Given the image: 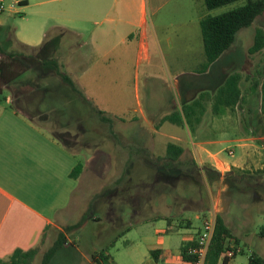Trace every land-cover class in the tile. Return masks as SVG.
Listing matches in <instances>:
<instances>
[{
    "label": "crops",
    "instance_id": "1",
    "mask_svg": "<svg viewBox=\"0 0 264 264\" xmlns=\"http://www.w3.org/2000/svg\"><path fill=\"white\" fill-rule=\"evenodd\" d=\"M174 1H17L25 8L32 5L38 8L35 12L24 14V19L32 21L35 38L44 36V41L40 46L24 43L15 29L10 31L9 36L4 34L9 50L20 51L25 56L15 59L14 64L19 65L23 73L3 87V93H8L5 104L0 99V258L7 259L17 249L26 251L35 248L47 232L54 229L63 231V227H67L74 197L82 186L90 162L87 149L82 153L84 161H79L78 153L69 147V136L76 143L83 137L91 144L96 136H107L117 153L122 150L128 152L131 164L144 160V157L139 158L142 145L131 143L133 140L125 144L121 139L112 138L116 124L125 125L123 120L131 118V114L139 124L147 123L149 119H161V124L169 123L182 130L187 129V139L175 134V131L149 133L153 144L150 150L160 151L158 156L152 154L151 160H156L160 167L169 171L173 166L185 167V171L191 167H202L198 156L210 154L205 145L217 142H191L190 146L189 128L185 124L179 126L169 121L178 117L184 119L183 107L190 103L191 71L198 70L205 60L203 40L202 47L192 52L190 33L186 36L182 33L168 35V25L156 22V16ZM202 17L198 20L199 25ZM4 27L7 26L0 22V29ZM57 39L64 40L63 47L61 44L58 47L55 43ZM224 54L211 68L222 61ZM3 58L0 54V60ZM192 59L196 60L194 67H191ZM51 61L59 64V70L69 76L71 82L57 74V68L49 65ZM127 66L135 72L133 82H123L121 76H117V72L126 70ZM159 71L165 74L162 89L174 90L179 105L157 94L160 90L157 82ZM209 71L202 75H207ZM17 88H21V95L15 94ZM142 88L148 90L146 110L141 103ZM128 97L135 100L137 108L128 105ZM38 118L57 120L63 132L50 131L32 121ZM134 135V140L139 141L143 134L140 129H135ZM157 135L170 141L164 150H157ZM169 144L184 149L173 166L165 159ZM190 153L194 156L193 161L187 158ZM79 163L84 166L83 173L77 179L72 178L71 172ZM233 166L235 173L243 170L242 165ZM120 175L118 182L124 183L128 173ZM256 179L252 187L264 191V178ZM225 222L239 239V246L243 247L239 255L246 254L240 238L228 220L225 219ZM185 226L193 232L182 234L183 244L196 239L202 229V226L194 228L192 221ZM68 244H72L71 241ZM247 246H250L249 254L252 253V245ZM180 248L176 255L166 253L168 249L163 245L151 249L150 253L153 250L162 251L161 262L153 260L155 264H184ZM233 260L229 264H233Z\"/></svg>",
    "mask_w": 264,
    "mask_h": 264
},
{
    "label": "rangeland",
    "instance_id": "2",
    "mask_svg": "<svg viewBox=\"0 0 264 264\" xmlns=\"http://www.w3.org/2000/svg\"><path fill=\"white\" fill-rule=\"evenodd\" d=\"M17 1L3 0L0 5L4 11L0 12V22L15 29L20 41L40 46L44 36L35 38L32 21L24 19V14L35 12L38 8L35 5L25 8ZM244 4V1H240L208 12L204 0H175L156 16L158 21H155L168 25V35L182 33L186 36L190 33L191 51L195 52L197 48L202 47V34L198 23L200 17L206 14L218 16ZM257 28L264 29V15L259 17L254 25L240 31L235 44L207 75H196L191 71L189 102L203 91H216L225 79L235 72L243 75L242 88L245 91L251 86L259 66L264 70V51L255 55L249 54ZM15 33H12V36ZM63 41L57 39L55 43L58 47L60 44L63 47ZM195 63L196 60L192 59L191 67H194ZM134 73V70L127 66L126 70L117 72V76H121L123 82H133ZM158 74L160 90L157 94L172 99L174 105H179L174 90L162 89L165 84L164 72L159 71ZM146 91L148 90L145 88L141 90L144 110L148 106ZM15 94L21 95V88H17ZM7 96V91L0 96L1 103L5 104ZM128 100L131 108L138 107L133 98L128 97ZM249 100L251 102L245 110L239 109L220 119L215 117L211 107H208L196 137L191 134L189 137L190 146L191 142H217L205 145L210 154L198 156L202 166L200 169L191 167L185 171V167H174L169 171L166 167H160L156 160H151V157L158 156L160 151L150 150L153 144L149 133L175 131V134L184 138L187 134V129L182 130L169 123L161 124V119H149L147 123L139 124L132 119L134 114H131V118L123 120L125 125L116 124L112 138L121 139L125 144L133 140L131 143L142 145L139 158L144 157V160H136L131 163L135 164L133 166H130L128 152L122 150L117 153L107 136H96L92 144L83 137L76 143L69 136V147L78 153L79 161H84L82 153L87 149L90 162L82 186L77 189L71 208V219L66 225H77L84 217L86 220L80 227L66 232L68 243L71 241L72 244H67L61 249L50 264H90L92 256L102 252L110 254L114 264H149L150 261L155 264L150 254L151 249L163 245V248L168 249L166 253L169 255L178 254L184 241L182 234L193 232L186 228L187 222L192 221L194 228L203 227L204 219L210 217L214 211L217 216L221 215L228 220L246 250V254L238 255L233 264L247 262V254L250 251V246L247 245H252V249L264 257V238L261 236L264 229V191L254 190L252 187L257 182L256 178H264V135L253 134L254 130L248 128L247 109L250 107L257 112L260 99L251 96ZM257 113L260 128L264 130V116ZM32 121L37 125L46 126L50 131L63 132V127L59 126L57 120L38 118ZM135 129L142 131V139L139 141L134 140ZM156 138L157 150H164L170 142L161 135ZM89 146L91 148H88ZM228 148L234 150L233 156L228 155ZM193 157L192 153L187 155L192 161ZM233 164L242 165L243 170L235 173ZM205 166L221 170L222 177L210 182L203 170ZM226 167L230 169L226 170ZM120 173H128L124 183L118 182ZM67 227H63V231H66ZM59 232L54 229L41 239L37 246L39 253L32 264L42 263L45 253L53 246Z\"/></svg>",
    "mask_w": 264,
    "mask_h": 264
},
{
    "label": "trees",
    "instance_id": "3",
    "mask_svg": "<svg viewBox=\"0 0 264 264\" xmlns=\"http://www.w3.org/2000/svg\"><path fill=\"white\" fill-rule=\"evenodd\" d=\"M240 1H244L245 4L218 16L206 14L201 18L200 28L205 60L200 65V68L195 71L196 74L202 75L207 73L211 66L235 44L240 31L251 27L259 17L264 15V0H204V5L208 12ZM11 30L9 26L0 29V54L4 56V58L0 60V96L3 94V87L18 79L23 73L21 67L15 65L14 62L16 58L25 55L20 51L9 50L8 47L6 36H9ZM5 33L6 36L4 35ZM29 49L36 50L37 48ZM263 51L264 29L257 28L254 43L249 49V54L255 55ZM49 65L56 67L57 74L65 81L71 82L69 76L61 73L59 64L56 61L49 62ZM243 81L244 78L240 72L232 73L214 93L206 91L201 92L195 100L184 105V119L178 117L169 121L179 126H184L185 124L189 128L191 135L196 137L197 130L203 122L208 107H211L212 114L215 117L222 118L249 106L251 102L249 97L251 96L260 99L257 112H259L261 116H264L263 68L259 66L256 75L253 76L251 86L246 89V91L242 88ZM257 112L250 107L248 108V128L252 129V131L254 130L253 134L264 135V130L260 128L259 114ZM99 113L101 114L100 111ZM62 141L64 142L65 140L62 138ZM183 153L184 149L181 147L169 144L165 159L169 163H172L171 165L173 166V163H176ZM174 167L176 166L172 168ZM196 169L198 168L196 167ZM83 170L84 166L79 163L71 172V177L75 179L79 178ZM203 170L206 178L210 182L222 177L218 170L210 168L209 166H205ZM85 220L86 217L77 225L67 227L66 231H60L53 246L45 253L41 264H50L55 255L68 244L66 232L70 231L72 228L80 227ZM261 236L264 237V229ZM44 237L45 235L43 238ZM239 245V239L234 236L232 230L226 224L224 217L218 215L215 234L205 264H229L235 257L243 252V248ZM196 246L197 238L181 246L180 253L184 264H190L193 261L194 256L191 254V251L196 248ZM238 248H240V250ZM38 253V247L26 251L17 249L7 259L0 258V264H32ZM150 254L156 263L161 262V250H153ZM228 254H232V257H229ZM111 259L110 254L107 252L96 253L92 256V262L90 264H114ZM247 264H264V258L253 251L249 254Z\"/></svg>",
    "mask_w": 264,
    "mask_h": 264
},
{
    "label": "built area",
    "instance_id": "4",
    "mask_svg": "<svg viewBox=\"0 0 264 264\" xmlns=\"http://www.w3.org/2000/svg\"><path fill=\"white\" fill-rule=\"evenodd\" d=\"M0 2V4H2L3 0H0ZM3 11L4 8L2 5H0V12ZM227 151L229 156H233L235 154L234 150L231 148H228ZM216 221L217 215L215 211L210 217L204 219L203 227L199 233V236L197 237V246L191 251L194 259L190 264H205L209 248L215 234ZM238 249L240 250V248ZM228 256L232 257V254H228Z\"/></svg>",
    "mask_w": 264,
    "mask_h": 264
}]
</instances>
